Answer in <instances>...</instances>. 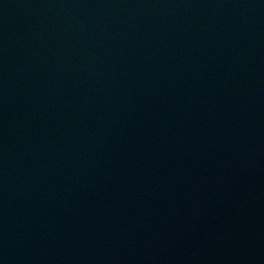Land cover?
Masks as SVG:
<instances>
[{"label": "water", "instance_id": "95a60500", "mask_svg": "<svg viewBox=\"0 0 264 264\" xmlns=\"http://www.w3.org/2000/svg\"><path fill=\"white\" fill-rule=\"evenodd\" d=\"M0 264H264V0H0Z\"/></svg>", "mask_w": 264, "mask_h": 264}]
</instances>
